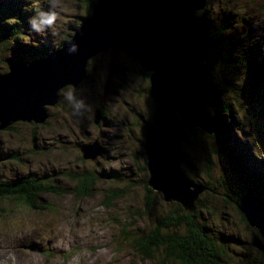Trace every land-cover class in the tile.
Returning a JSON list of instances; mask_svg holds the SVG:
<instances>
[{
    "label": "rangeland",
    "instance_id": "374dc122",
    "mask_svg": "<svg viewBox=\"0 0 264 264\" xmlns=\"http://www.w3.org/2000/svg\"><path fill=\"white\" fill-rule=\"evenodd\" d=\"M48 6L49 0H0V74L6 75L9 66L19 61L30 66L41 62L36 59L43 56L42 60H46L50 53L49 59L54 57L62 50L66 39L73 38L82 20L92 14L81 0H63L56 34H36L29 28V17ZM203 14L212 21V33L222 32L217 43L211 33L212 46L205 63L200 62L212 73L207 71L204 76L210 98L206 110L209 105L216 107L224 100L232 102L231 117L229 114L215 117L226 143L230 144L229 154L237 156L246 152V156L252 159L263 160L264 130L256 131L249 125L257 122L264 127L258 113V96L264 99V0H207L205 9H199L194 16ZM16 19L20 26L19 37L4 34V27ZM259 47L261 52L255 55ZM254 55L259 59L257 68L260 74L252 78L248 71ZM112 67L116 70L114 75L111 74ZM86 71L88 79L81 78L74 87L77 95L91 106V113L83 117L73 114L63 95L73 86L67 85L59 91L56 105L45 106L48 113L45 123L17 121L2 129L0 179L35 178L44 184L71 191L76 177L91 175L97 180L95 195L80 200L72 193L42 195V205L46 208L42 211L24 210L11 201H0V264L9 262L8 256H12V264H22V256L12 251L10 243L21 230L36 232L31 228L34 225L44 228L30 246L22 249L35 256L34 248L41 249L46 245L41 254H37L44 264H159L158 260H144L133 245L124 243L126 234L134 231L133 228L146 234L157 219L173 210L176 204L180 205L165 201L160 192L154 191L156 211L145 215L144 186L150 179L146 168L145 132L157 109L151 95L150 74L129 56L114 53L111 48L91 57ZM98 110L100 113L96 114ZM99 114L101 119L97 124L95 120ZM239 117L249 124L248 128ZM186 130L188 140L182 145L186 160L181 163L185 178L204 186L206 160L212 159L218 169L217 179L229 182L232 193L241 194L240 203L246 195L254 197L264 207L252 192L245 194L243 181L235 171L232 173L219 151L217 155L215 139L209 137L212 135L199 127ZM216 141L220 149L221 144ZM88 146L93 150L86 159L87 153L81 149ZM93 154L94 159L91 158ZM245 163L253 173H258L253 169L254 164ZM261 164L257 168L260 169ZM112 191H124V196L108 208L104 204ZM205 191L198 199L201 197L205 203L212 202L206 204L207 209L201 208L204 220L218 234H236L244 242L241 248L229 242L230 259L223 264H247L243 256H234L241 251L249 254V260L264 263L261 250L256 247L257 254L250 247L261 237L243 220L236 204L238 201L232 200L228 205L223 200L226 197L218 199L223 187H220V193L218 190L210 194ZM261 243L264 244L262 240Z\"/></svg>",
    "mask_w": 264,
    "mask_h": 264
},
{
    "label": "water",
    "instance_id": "95a60500",
    "mask_svg": "<svg viewBox=\"0 0 264 264\" xmlns=\"http://www.w3.org/2000/svg\"><path fill=\"white\" fill-rule=\"evenodd\" d=\"M206 3L96 0L91 16L82 20L68 46L57 55L30 66L11 64L7 75L0 74V131L17 121L45 123V106L58 103L62 88L87 78L91 57L109 48L124 53L150 74L151 95L157 106L146 131L148 186L160 192L165 201L179 203L186 214L193 213L195 202L206 188L182 173L186 129L199 127L209 135L217 130L216 120L206 110L207 68L200 64L205 63L212 45V27L206 22V14L194 16L205 9ZM72 42L78 45L75 53L68 51ZM115 72L112 67L111 74ZM100 119L99 114L95 122L98 124ZM81 150L87 153V159L93 149L88 146ZM239 210L264 240V207L260 202L245 195Z\"/></svg>",
    "mask_w": 264,
    "mask_h": 264
},
{
    "label": "trees",
    "instance_id": "16d2710c",
    "mask_svg": "<svg viewBox=\"0 0 264 264\" xmlns=\"http://www.w3.org/2000/svg\"><path fill=\"white\" fill-rule=\"evenodd\" d=\"M81 1L87 4V11L92 12V7L95 4L96 0ZM17 20L18 19H16L13 23H9V25H6L4 27L3 33L6 35L19 37L18 30L20 26L18 25L19 22H22V19H20L18 23ZM221 35L222 32L212 33L214 43H217L219 41ZM68 40L69 39H66V42ZM45 47L49 46L45 45ZM260 52L261 47L257 49L255 55H258ZM250 55L251 50L248 54L249 58ZM255 55L252 58V61L249 63L250 67L248 65L250 70L248 72H250L252 78L257 74H260V69L257 68L259 59H257ZM207 71L209 72V74H212L209 68H207ZM231 104L232 102L226 100H224L220 105L216 107H213V104H211L209 105V110L207 111V113L208 115L213 116L212 118H218L220 116L219 114H229V117H231ZM258 106V113L264 123L263 98L259 99L258 97ZM239 118L241 119V117ZM243 123L245 127L248 128L250 126L251 129L253 128L256 131H261L260 129L264 130V127H261V125L257 124V122H255L253 126L247 124L245 121ZM151 124H149V126ZM217 129L218 130H216V133L214 135L209 136L210 138L215 139V151L217 152V155H219V151L221 153V157L230 167L232 173H234L235 171V175L239 176L240 181H243V190L245 191V194L252 192L264 203V201L262 200L264 198V167L262 166V164L264 165V158L263 160H261L252 159L251 156L249 157L247 161H249V163L252 162V164L255 165V168L253 169H257L258 172L253 173L252 168L249 165H247L249 168L246 167L244 158L241 155L235 156L229 154L231 153L230 144L226 143L222 129H220V127H217ZM216 140H218L221 144L220 149L217 148ZM184 159L186 160L185 152ZM212 161L214 160L207 159L204 167V177L206 179V184L204 185V187H206V191L208 190V194H210L215 190L219 191L220 187H223L222 193H220L219 191L221 197L218 196V199L226 197L227 200H223L225 203H228V205H231L230 202L232 200L238 201L236 202V204L238 203V207L241 194H238L237 192L232 193L230 191L231 187L229 185V182L217 179L218 169L217 166L213 165ZM260 164L261 168L259 169L257 168V166ZM75 181L76 184L72 189H70L71 191H69L65 189L61 190V188H57L54 185L44 184L43 182L35 178H24L10 181H3L0 179V201H11L15 203V205L24 208V210L42 211L43 209H46L42 205V195L49 194L53 196H63L64 194L72 193V195L78 200L94 197L97 180L92 178L91 175H81L79 177H76ZM144 189V205L146 208L145 215L149 216L154 213V211H156L155 206L157 203V199L154 196V190H152L148 186V184H146V182ZM123 193L124 191H112L111 194L107 197L104 205L106 207L108 206L109 208L111 203L115 202L118 199H121L124 196ZM211 202L212 200H208L205 203L204 200L200 197L196 203L195 212L190 214H186L182 206L176 204V207L173 208V210L157 219L154 227L147 231L146 234H140L139 231H136V228H133L134 231L128 232L126 234L124 243L129 244L130 246L133 245L134 250L137 251L144 258V260L149 262L158 260L159 264H223L225 261H229L230 259L228 252H230L231 248H229V246L231 244H229V242L235 243L239 246V248L244 246V242L242 241V237L240 239L238 236H236V234H218L210 225V223H207L204 220L201 208L207 209L208 207L206 204H211ZM225 236H228V238L226 239ZM261 240L262 239L258 238L255 239L254 245L251 244L250 247L257 254L259 253L258 249H260L261 258L264 259V244L261 243ZM262 241L264 242V240ZM226 246H228L229 249ZM235 255L243 256L244 259L247 260V264H259L257 262H254L253 260H249L250 256L246 252H236L234 253V256Z\"/></svg>",
    "mask_w": 264,
    "mask_h": 264
},
{
    "label": "clouds",
    "instance_id": "9594fccd",
    "mask_svg": "<svg viewBox=\"0 0 264 264\" xmlns=\"http://www.w3.org/2000/svg\"><path fill=\"white\" fill-rule=\"evenodd\" d=\"M63 0H49V6L46 10L37 11L29 17V28L36 34H44L51 32L56 34L57 26L62 15ZM69 53L78 51V45L74 42L70 44ZM64 99L71 105L74 115L83 117L86 113H91L92 108L88 105L84 98L77 95V90L74 86L69 87V90L63 93Z\"/></svg>",
    "mask_w": 264,
    "mask_h": 264
},
{
    "label": "bare ground",
    "instance_id": "6f19581e",
    "mask_svg": "<svg viewBox=\"0 0 264 264\" xmlns=\"http://www.w3.org/2000/svg\"><path fill=\"white\" fill-rule=\"evenodd\" d=\"M202 16V15H201ZM206 18L208 19L206 22H207V24H209L211 27H212V21L208 18V16H206ZM80 27V26H79ZM203 30H205V29H203ZM72 40V38H70L65 44H64V46H62L60 49H64V48H66L67 46H68V42H70ZM212 40V39H211ZM56 43V42H55ZM213 43V42H212ZM67 44V45H66ZM212 46V45H211ZM183 47V46H182ZM209 53V52H208ZM57 55V54H56ZM207 56H208V54H207ZM49 57H51V53L48 55V57H46V60H48L49 59ZM44 58V57H43ZM43 58H39V59H36V60H39V61H43L42 59ZM51 59V58H50ZM36 60H34L33 62H31L30 64H32V63H34ZM200 62H202V61H200ZM203 63V62H202ZM14 64H20V65H25V66H27V64H25L24 62H21V61H19V62H16V63H14ZM7 75V74H6ZM88 79V78H87ZM206 89H207V87H206ZM206 92V94H205V97H206V99H207V103H209L210 102V98L208 97V92L207 91H205ZM259 97V99H261V98H263L262 96H258ZM264 100V99H263ZM215 119V118H214ZM217 127H218V125H217ZM238 153V152H237ZM243 158H245L246 160L245 161H247V159H249V157L248 156H246L247 155V153L245 152V153H241L240 154ZM254 159V158H253ZM247 163H248V161H247ZM250 164H252V162L250 163ZM188 179V178H187ZM190 180V179H189ZM190 181H192V180H190ZM193 183H195L194 181H192ZM196 184V183H195ZM199 185V184H198ZM244 197V196H243ZM242 197V198H243ZM239 205H240V203H239ZM239 205H238V207H239ZM32 229H35V230H37L36 232H31V230L30 231H25V230H21L20 232V234H16L14 237H13V240H12V242L10 243L11 244V249H12V251L13 252H16V253H18L19 255H21L22 256V259H23V262H22V264H44V262L42 263V261L40 262V260L38 259V255L37 254H41V252H42V248H45L46 247V245H43L42 247H41V249L40 248H38V246L36 247V248H34L35 249V252H36V255L34 256V254H32L30 251H25L24 252V250L22 249V248H24V247H26V246H30L31 245V241L32 240H34V238L35 237H37V235L39 234V232L44 228V226H36V225H34V226H32L31 227ZM19 233V232H18ZM43 236H41V238H42ZM262 237V236H261ZM41 238L39 239V241L41 240ZM49 246V245H48ZM10 249V248H9ZM5 250V249H4ZM7 250V249H6ZM0 254H2V253H0ZM4 255V254H3ZM16 255V254H15ZM2 256V255H1ZM7 261H9V262H6L5 264H12V256H8V260ZM14 264V263H13ZM16 264V263H15Z\"/></svg>",
    "mask_w": 264,
    "mask_h": 264
}]
</instances>
